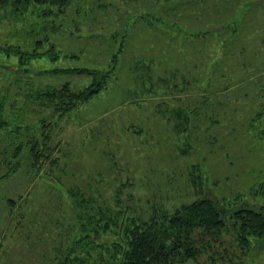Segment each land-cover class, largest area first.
I'll return each mask as SVG.
<instances>
[{
    "label": "rangeland",
    "instance_id": "1",
    "mask_svg": "<svg viewBox=\"0 0 264 264\" xmlns=\"http://www.w3.org/2000/svg\"><path fill=\"white\" fill-rule=\"evenodd\" d=\"M63 1L60 11L0 8V43L30 49L48 36L71 55L33 60L20 73L0 65L4 118L22 108V127L0 128V264H54L72 245L83 199L122 221L203 198L229 212L264 204V0ZM55 66L68 71L48 70ZM88 70L106 73L105 84L51 116L32 165L37 135L24 126L53 111L28 99L37 89L79 91ZM223 222L178 264H264V250L241 246L233 219ZM95 243V256L104 254Z\"/></svg>",
    "mask_w": 264,
    "mask_h": 264
},
{
    "label": "trees",
    "instance_id": "2",
    "mask_svg": "<svg viewBox=\"0 0 264 264\" xmlns=\"http://www.w3.org/2000/svg\"><path fill=\"white\" fill-rule=\"evenodd\" d=\"M44 3L56 5L57 10L60 11L64 1L0 0V8L11 4L15 10L23 13L20 6L24 9L31 4L43 5ZM242 5L244 6V3ZM25 47L19 41H2L0 43V65L20 73L27 72L28 65L33 60L43 58L54 63L60 58L71 56L68 52L63 53L60 49H55L48 36L37 37L32 41L30 49ZM3 57L11 59L10 61L13 59L18 68L6 66L4 64L6 60H2ZM69 69L78 70V68L72 67ZM48 70L64 73L68 71V68L55 66ZM86 73L92 76V80L90 84L79 91L69 92L66 87L67 91L63 93L56 88L37 89L31 95V99H28V103L35 102L38 109L46 107L53 111L46 118L42 115L37 122V127L32 122L24 126L28 128L33 125L31 133L37 135L30 139L32 144L29 151L32 156V165H40L44 155L39 152L42 147L41 142L50 137L52 129L50 126L57 122L56 119L52 120L51 116L57 118L65 115L75 106L78 107L91 99L105 84L106 73L102 74L95 70H88ZM5 100L4 97L0 100V128L9 125L10 129L14 128L15 130L22 127L18 114L22 112V108L12 110L10 113L11 122L4 118ZM14 166L15 168L12 170L15 171L17 166ZM262 196L264 197V193ZM79 205L81 211L75 216L72 229L75 235L70 239L72 245L64 254L56 251V256L50 259L51 262L55 261L54 264H95L96 259L99 260L98 264H178L197 256L199 251L196 243L199 236L201 237L205 233L219 236L225 227L223 221L228 216L233 219L235 238L241 246L243 244L246 249H249L253 241L256 247L264 250V204L258 208L234 207L229 212L227 209H218L211 200L203 198L184 203L177 208L174 207L171 211L154 210L138 221L119 220L120 217H123L122 212L114 213L110 208L86 206L85 199L79 201ZM95 239L101 242L95 243L96 245H105L104 254L95 256L94 249L90 247ZM107 241L108 245L105 244Z\"/></svg>",
    "mask_w": 264,
    "mask_h": 264
}]
</instances>
